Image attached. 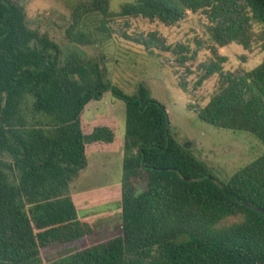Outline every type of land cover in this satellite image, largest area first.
<instances>
[{
	"label": "trees",
	"instance_id": "16d2710c",
	"mask_svg": "<svg viewBox=\"0 0 264 264\" xmlns=\"http://www.w3.org/2000/svg\"><path fill=\"white\" fill-rule=\"evenodd\" d=\"M121 1L117 6L113 3ZM200 12L221 47L264 38V0H81L71 43L103 46L116 21L167 24ZM106 56L70 53L32 29L24 7L0 0V264H264V154L227 182L180 146L165 108L145 86L127 96L108 80ZM211 66L201 85L217 71ZM198 112L205 124L246 132L264 146V62L225 75ZM111 92L125 104L120 236L59 260L43 252L91 233L71 185L90 146L117 142L113 122L85 131L87 107Z\"/></svg>",
	"mask_w": 264,
	"mask_h": 264
},
{
	"label": "rangeland",
	"instance_id": "374dc122",
	"mask_svg": "<svg viewBox=\"0 0 264 264\" xmlns=\"http://www.w3.org/2000/svg\"><path fill=\"white\" fill-rule=\"evenodd\" d=\"M11 1L24 7L32 29L48 35L60 46L62 59L70 53L95 60L104 55L108 80L115 88L134 96L140 86H145L168 113L175 141L204 163L219 181L227 182L264 154V146L254 136L219 130L198 118V112L219 90L223 76H244L264 62L263 31L258 25L247 45L232 42L221 47L209 33L212 24L200 12H187L186 18L176 24L132 18L112 23V34L105 35L103 46L85 47L67 38L73 9L81 0ZM211 66L218 67V73L198 85ZM110 121L115 125L117 142L90 146L88 166L71 185L79 216L90 226L91 233L45 250L43 258L48 262L121 234L126 110L125 104L108 92L87 107L85 131Z\"/></svg>",
	"mask_w": 264,
	"mask_h": 264
},
{
	"label": "water",
	"instance_id": "95a60500",
	"mask_svg": "<svg viewBox=\"0 0 264 264\" xmlns=\"http://www.w3.org/2000/svg\"><path fill=\"white\" fill-rule=\"evenodd\" d=\"M236 201H237L239 204L244 205V206H246V207H248V208H251V209H253V210H255V211H257V212H259V213H261V214L264 215V210H263V209H261V208H259V207H256V206L252 205L250 202H248V201H243V200H241V199H239V198H237Z\"/></svg>",
	"mask_w": 264,
	"mask_h": 264
}]
</instances>
